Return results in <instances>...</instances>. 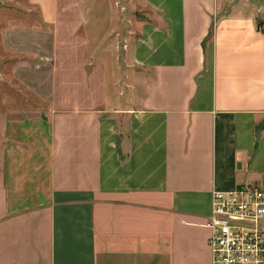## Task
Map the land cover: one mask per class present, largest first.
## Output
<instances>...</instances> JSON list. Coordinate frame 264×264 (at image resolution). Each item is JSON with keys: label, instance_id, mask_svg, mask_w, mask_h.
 Masks as SVG:
<instances>
[{"label": "crops", "instance_id": "1", "mask_svg": "<svg viewBox=\"0 0 264 264\" xmlns=\"http://www.w3.org/2000/svg\"><path fill=\"white\" fill-rule=\"evenodd\" d=\"M17 1L48 104L0 91V264H210L211 191L264 190V0Z\"/></svg>", "mask_w": 264, "mask_h": 264}, {"label": "built area", "instance_id": "2", "mask_svg": "<svg viewBox=\"0 0 264 264\" xmlns=\"http://www.w3.org/2000/svg\"><path fill=\"white\" fill-rule=\"evenodd\" d=\"M204 226L210 264H264V190L258 183L212 190Z\"/></svg>", "mask_w": 264, "mask_h": 264}, {"label": "rangeland", "instance_id": "3", "mask_svg": "<svg viewBox=\"0 0 264 264\" xmlns=\"http://www.w3.org/2000/svg\"><path fill=\"white\" fill-rule=\"evenodd\" d=\"M23 10L24 8H21L20 5H18L17 0H0V91H3L4 93L8 91L15 93V106L24 108V110L36 112L45 104H48V96L46 97L48 93L46 87L47 83H44V85H46L44 88L43 84L37 81L38 76L36 75L38 74L40 67L32 68L30 66L29 58L32 57L31 55H23L26 54V51L15 53L14 50L8 49L7 45L9 40L10 42H15V40L8 35V27L12 25L13 27L15 25H23L24 21H28L29 23L35 21V18L26 16L28 14L23 13ZM104 10H106V6L99 7L95 11L103 12ZM94 15L95 14L92 12L91 16ZM260 16L264 17V10L260 12ZM27 34L29 35V33ZM36 36L38 41H42L46 44L49 43V36L46 35L43 37L38 34ZM34 37L35 35L31 34L29 39L31 38V40H33ZM34 58L39 61L37 55L34 56ZM17 60H27L28 62L18 64L19 70L14 74ZM31 86L34 87V92L31 91V89L29 90Z\"/></svg>", "mask_w": 264, "mask_h": 264}]
</instances>
